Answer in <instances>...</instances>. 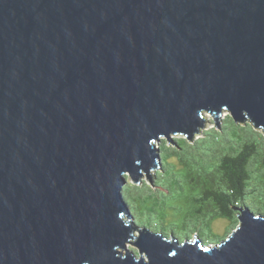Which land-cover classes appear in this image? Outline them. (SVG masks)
<instances>
[{
	"label": "water",
	"instance_id": "water-1",
	"mask_svg": "<svg viewBox=\"0 0 264 264\" xmlns=\"http://www.w3.org/2000/svg\"><path fill=\"white\" fill-rule=\"evenodd\" d=\"M205 112L264 132V0H0V264H264V215L212 246L125 204Z\"/></svg>",
	"mask_w": 264,
	"mask_h": 264
},
{
	"label": "trees",
	"instance_id": "trees-1",
	"mask_svg": "<svg viewBox=\"0 0 264 264\" xmlns=\"http://www.w3.org/2000/svg\"><path fill=\"white\" fill-rule=\"evenodd\" d=\"M158 147L153 182L123 189L140 228L215 246L239 226L238 209L264 215V132L250 121L238 123L227 115L192 140L174 136ZM220 220L226 225L222 234L214 227Z\"/></svg>",
	"mask_w": 264,
	"mask_h": 264
},
{
	"label": "rangeland",
	"instance_id": "rangeland-1",
	"mask_svg": "<svg viewBox=\"0 0 264 264\" xmlns=\"http://www.w3.org/2000/svg\"><path fill=\"white\" fill-rule=\"evenodd\" d=\"M227 115H230L229 112H223V115L222 117H225ZM221 117V118H222ZM205 120H206V124L204 126L205 129H209L213 126V122H214V118L208 113V112H205ZM179 136H183V135H178V136H175V137H179ZM197 138V137H196ZM157 146H159V143L156 144ZM149 182L148 178L146 177L145 173L143 172V178H142V181H141V184L142 182ZM128 183H134L130 177H128ZM150 183V182H149ZM214 227L217 228V231L218 233H224V230H225V223H222V221H217L215 224H214ZM136 234L139 236V232L137 231ZM128 250L130 251H133V250H137V247L131 245V244H128ZM127 250V251H128ZM122 252L125 254L126 253V250H122ZM139 255V254H138Z\"/></svg>",
	"mask_w": 264,
	"mask_h": 264
}]
</instances>
